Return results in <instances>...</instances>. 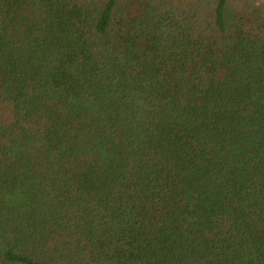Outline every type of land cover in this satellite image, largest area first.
Segmentation results:
<instances>
[{"label":"trees","instance_id":"trees-1","mask_svg":"<svg viewBox=\"0 0 264 264\" xmlns=\"http://www.w3.org/2000/svg\"><path fill=\"white\" fill-rule=\"evenodd\" d=\"M0 264H264V0H0Z\"/></svg>","mask_w":264,"mask_h":264}]
</instances>
